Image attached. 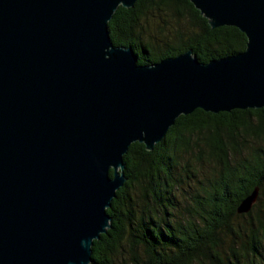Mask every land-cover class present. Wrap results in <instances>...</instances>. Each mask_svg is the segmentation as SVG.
<instances>
[{"label": "water", "instance_id": "95a60500", "mask_svg": "<svg viewBox=\"0 0 264 264\" xmlns=\"http://www.w3.org/2000/svg\"><path fill=\"white\" fill-rule=\"evenodd\" d=\"M135 1L0 0V264H90L132 143L152 150L196 108L264 107V0H189L211 28L243 32L244 50L151 64L110 37Z\"/></svg>", "mask_w": 264, "mask_h": 264}, {"label": "trees", "instance_id": "16d2710c", "mask_svg": "<svg viewBox=\"0 0 264 264\" xmlns=\"http://www.w3.org/2000/svg\"><path fill=\"white\" fill-rule=\"evenodd\" d=\"M152 10L171 11L176 18L187 14L190 26L197 29L179 34L175 42L159 43L143 23ZM164 23L158 27L164 29ZM108 29L113 44L132 46L141 64L189 48L206 62L240 52L246 44L245 34L234 26L211 28L189 0L119 5ZM249 137L257 142L246 146ZM242 148L246 154L241 156ZM192 149L197 161L210 170L197 183L191 205L179 218L174 212L178 182L170 169L176 151ZM123 159L127 179L106 209L111 227L93 241L90 264H114L118 255L128 257L130 264H264V208L259 203L264 206V107L218 113L196 108L178 116L152 150L134 142ZM255 186L259 187L256 201L249 211L238 213L239 203ZM246 216L248 227H233L236 218ZM226 237L231 239L227 249Z\"/></svg>", "mask_w": 264, "mask_h": 264}, {"label": "rangeland", "instance_id": "374dc122", "mask_svg": "<svg viewBox=\"0 0 264 264\" xmlns=\"http://www.w3.org/2000/svg\"><path fill=\"white\" fill-rule=\"evenodd\" d=\"M162 18V19H161ZM162 21H166L164 23V29H160L158 25H162ZM143 23L146 26V29L149 32H154L158 38V42L161 43L163 41H167L169 43L175 42L178 40V35H188L192 30H196L197 28H192L189 24L188 15L185 14L183 17L176 18L171 11H167L164 13L163 11L152 10L145 19ZM164 32V33H160ZM171 136L169 143L171 142ZM257 142L255 137H249L248 145H254ZM171 147V146H170ZM172 151V150H171ZM196 151L195 150H187V151H176L175 158H174V165L171 167V176L177 179L178 187L174 190L175 193V200L177 202V210H174L176 215L180 218L182 215L186 214V207L191 205V196L196 193L198 182L202 181L204 176L208 174L210 170V166L206 165L205 162H198L195 158ZM246 154V148H242V155ZM164 170L166 166L163 165L162 167ZM260 206H262L263 202L259 201ZM255 213L252 214L254 217ZM233 227L238 228L241 227L245 229L250 224L249 217H241L236 218L234 220ZM245 231V230H244ZM238 242V239H235ZM224 248L227 249L228 246L231 245V239L226 237L223 241ZM125 257L124 260L121 259ZM128 257L123 255H118L115 259L114 264H130V260L127 259Z\"/></svg>", "mask_w": 264, "mask_h": 264}]
</instances>
